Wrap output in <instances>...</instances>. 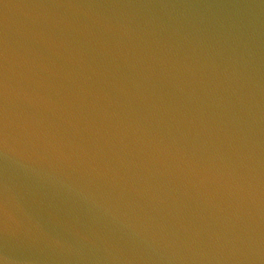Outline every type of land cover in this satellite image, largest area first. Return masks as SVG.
I'll return each instance as SVG.
<instances>
[{"label":"water","instance_id":"water-1","mask_svg":"<svg viewBox=\"0 0 264 264\" xmlns=\"http://www.w3.org/2000/svg\"><path fill=\"white\" fill-rule=\"evenodd\" d=\"M0 264H264V0H0Z\"/></svg>","mask_w":264,"mask_h":264}]
</instances>
